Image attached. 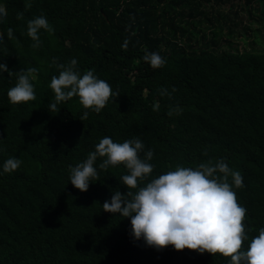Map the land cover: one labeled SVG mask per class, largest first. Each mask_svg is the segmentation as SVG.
Returning a JSON list of instances; mask_svg holds the SVG:
<instances>
[{
	"label": "trees",
	"instance_id": "trees-1",
	"mask_svg": "<svg viewBox=\"0 0 264 264\" xmlns=\"http://www.w3.org/2000/svg\"><path fill=\"white\" fill-rule=\"evenodd\" d=\"M225 7L252 17L261 11L264 20V0H0L6 13L0 63L10 70L0 76V165L16 156L23 161L0 175V264H228L230 257L219 253L157 250L134 238L130 218L104 211L115 191L128 190L120 179L128 174L123 164L100 169L104 158L98 157V178L87 191L70 183L69 166L85 161L105 136L120 143L139 138L152 149L149 179L177 165L224 159L243 176L244 187L234 190L247 210L249 237L258 235L264 227V50L234 44L240 33ZM38 16L52 30L42 29L33 47L27 25ZM202 27L208 37L195 42ZM146 52L159 53L166 64L151 67ZM73 59L81 74L93 71L119 94L101 112L85 109L76 96L49 109L51 79ZM21 69H36V98L12 104L7 93Z\"/></svg>",
	"mask_w": 264,
	"mask_h": 264
},
{
	"label": "clouds",
	"instance_id": "clouds-1",
	"mask_svg": "<svg viewBox=\"0 0 264 264\" xmlns=\"http://www.w3.org/2000/svg\"><path fill=\"white\" fill-rule=\"evenodd\" d=\"M18 18L22 19L23 14H18ZM5 19V10L0 8V23ZM27 27V34L36 42L33 47L39 46L42 29L52 30L45 16L29 20ZM12 35L13 30L9 28L8 38ZM4 41L5 36L0 35V45ZM123 47H127V41ZM143 60L153 68L166 64V60L156 52H146ZM76 65L75 59L67 67L61 64L59 76L52 77L49 86L55 93V103L51 102L49 109L55 110L57 104L76 96L85 109L101 112L110 98L119 94L93 71L81 74ZM6 71H10L7 65L0 63V76ZM35 71L21 69L15 86L7 93L10 103L35 100L32 82ZM158 108V104L154 105V110ZM168 114L171 116L173 113ZM87 116L85 111L80 119L85 120ZM98 157L104 158L99 164L100 169L123 164L128 170V174L120 178L127 186V192L115 191L102 205L104 211L130 218L131 234L135 239H142L157 250L171 245L176 250L187 248L199 253H219L230 257L228 264H264V227L258 230V235L249 237L243 223L247 210L238 203L234 190L244 187L243 176L231 169L224 159L215 163L202 162L196 168L177 165L175 170L149 179L155 167L151 163L154 157L152 149L146 150L139 138L120 143L105 136L85 161L69 166V180L74 187L87 191L90 183L97 180ZM22 163L20 157L8 158L0 165V175L17 170Z\"/></svg>",
	"mask_w": 264,
	"mask_h": 264
},
{
	"label": "rangeland",
	"instance_id": "rangeland-1",
	"mask_svg": "<svg viewBox=\"0 0 264 264\" xmlns=\"http://www.w3.org/2000/svg\"><path fill=\"white\" fill-rule=\"evenodd\" d=\"M238 9V14L236 15L235 10L236 8H230V7H225L222 10L227 13L231 14V22H237L236 25V30L237 32L240 33V37L234 39V44L238 45L241 50L245 49H252V50H259L262 51L264 50V20L263 18L260 17V14L262 13L261 11H256V15L254 17L250 16V14L246 10H242L240 8ZM231 22L229 24H231ZM250 25L252 26L255 30V33L257 34L256 37L251 35L252 30L247 28ZM199 29V27H197ZM202 34L198 35L195 37V42H197L198 39L200 43L203 42L202 40V35L206 33L207 31L204 27L200 29ZM247 32V34H246ZM208 37V35H207ZM256 39V41H255ZM200 45V44H198ZM228 42H224V46H227Z\"/></svg>",
	"mask_w": 264,
	"mask_h": 264
}]
</instances>
